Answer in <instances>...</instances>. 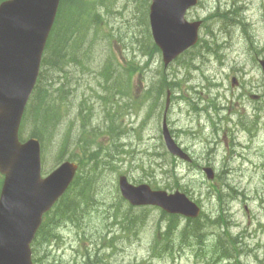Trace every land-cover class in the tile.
Instances as JSON below:
<instances>
[{
  "label": "rangeland",
  "instance_id": "rangeland-1",
  "mask_svg": "<svg viewBox=\"0 0 264 264\" xmlns=\"http://www.w3.org/2000/svg\"><path fill=\"white\" fill-rule=\"evenodd\" d=\"M75 1L76 6L67 8L69 17L75 16L80 8L89 13L94 4V0ZM219 1L229 8L232 4L244 7L242 15L247 23V34L241 28L226 29L218 18L210 16L218 10ZM98 4L93 11L101 14L99 22L105 30L100 31L97 37L96 31L95 36L94 31H90L89 37L97 40L96 43L93 41V47L87 48L85 59L92 57L91 68L97 70H101L104 64L112 63L114 78L118 70L122 71L127 89L118 92L116 87L109 88L114 80L100 84L104 81L102 75L90 74L92 70L87 67L90 62H84L87 71L79 81V94L84 96L81 107H85L84 114L91 113L92 126L106 131L107 111L113 113L123 105L119 124L123 132L121 139L126 150L134 149L138 153L121 157L106 174L102 181L106 195L104 204L92 206L87 211L81 220L84 225L78 227L73 222H62L37 239L35 264H85L88 259L92 264H264V115H254L253 110L240 105L245 98L252 105H260L264 99L259 101L252 96L243 97L239 89H226L231 85L232 78L237 77L241 84L250 86L251 94L262 95L264 92L260 70L252 65L256 54L264 56V0H201L187 16L189 20H204L200 43L167 70L161 53L145 56L138 49L141 44L153 43L148 17L149 0H112L104 6ZM138 9L142 11L140 21L134 18ZM211 32L219 43L212 54L203 50L204 39ZM120 33L124 35L125 43H118L115 38L108 39ZM132 34H135L136 44H132ZM204 59H207L204 70L211 78V85L228 96V100L238 97L236 106L230 107L233 113L210 116L194 113L191 83H196L199 76L194 71L196 61ZM138 65L140 70L132 77ZM124 70L129 71L127 77ZM160 74L169 80L180 81L181 94L187 98L184 111L176 113L177 106L174 107L168 114V123L178 143L191 153L193 164L173 159L165 148L161 134L162 112L156 108L159 98H152L147 92L151 82L152 88H156ZM209 85L206 84L204 93L199 95L202 109L206 104H212ZM103 97H109L112 102ZM27 111L20 128L23 141L33 133ZM76 114L72 107L66 113L64 127L70 129V139L65 150L68 152L62 160H84L76 150L69 151L77 146L83 130L81 117L78 121L74 119ZM239 118L249 122L254 120L255 123L243 128ZM222 119L223 130L214 133L212 123ZM132 126L138 129L134 130ZM45 135L48 147L42 151V170L47 174L61 160L57 148L58 134H51L49 139ZM102 139L106 141L107 137ZM81 148L93 153V157L97 152L91 144H82ZM152 153L161 157L150 156ZM150 162L153 164L149 165ZM84 165L93 172L97 168L89 160ZM205 165H211L220 177L208 180L202 171ZM121 174H126L137 185L147 183L154 189L186 192L201 206L200 217L188 221L179 216L167 221L162 209L155 206L136 207L131 212V206L122 199L119 191L117 180ZM3 180L0 174V191ZM228 193L231 195L227 196ZM219 194L224 196L229 235L208 223L220 212L222 202ZM109 205L116 206L136 220L121 221L114 215L115 209L107 210ZM197 221L199 223L195 224ZM226 246L231 254L225 252Z\"/></svg>",
  "mask_w": 264,
  "mask_h": 264
},
{
  "label": "water",
  "instance_id": "water-1",
  "mask_svg": "<svg viewBox=\"0 0 264 264\" xmlns=\"http://www.w3.org/2000/svg\"><path fill=\"white\" fill-rule=\"evenodd\" d=\"M198 0H152L150 24L167 67L199 38L201 22H188L187 10ZM60 0H6L0 4V264H33L31 243L43 215L65 193L78 166L64 162L47 178L41 176L37 139L25 143L19 129L36 85L42 55L55 22ZM164 139L171 153L191 158L172 137L164 122ZM209 178L215 177L205 168ZM121 192L132 205H157L169 213L197 217L200 208L185 194L135 186L125 177Z\"/></svg>",
  "mask_w": 264,
  "mask_h": 264
},
{
  "label": "trees",
  "instance_id": "trees-1",
  "mask_svg": "<svg viewBox=\"0 0 264 264\" xmlns=\"http://www.w3.org/2000/svg\"><path fill=\"white\" fill-rule=\"evenodd\" d=\"M75 2V0L61 1L57 22L45 52L40 78L28 110V115L35 126L33 135H36L43 140L45 148L48 147L45 134L48 135V139L51 134H58L57 143L59 146L57 148L60 158H63L66 154L67 151L65 150L69 144L68 139H70L68 136L70 129L64 127L66 117L64 103L66 101L72 102V100H74L76 103L81 104L82 100L79 94V81L83 78L81 76H84L87 71L85 65H83V67L81 64L89 61L90 63H87V67H91L93 58L88 57L85 59V56L87 54V48L93 47L96 43V40L94 41L92 37L88 38L90 35L89 25L93 21V12H90V14L88 13L87 16H85V10H80L79 13L76 12L75 16H67V8H70ZM91 16L92 18H87ZM94 21H99V17H95ZM95 24L97 23L94 22V25ZM93 41L95 42L94 45ZM149 44L150 43L147 42V44L142 45L145 47L144 49H148ZM152 46L158 51V48L153 43ZM139 70L140 67L138 65L136 72L132 75L136 76V73ZM104 71L106 72L105 69ZM120 76L121 74L118 75L115 82L118 86L117 90L127 89V86H121ZM166 78V76L160 74V77L156 81L159 87L163 86ZM84 103L86 102L84 101ZM81 106L82 104L78 108L80 116L76 114V121L80 120L81 117V126H83V130L80 132L76 147H82V144H91L94 146L102 129L92 126V121H90L91 113L88 112V115L84 114L83 108L85 107L83 106L82 108ZM73 109L77 111L76 107H73ZM107 122L109 121L107 120ZM117 129H119V127L115 126L114 122H112L111 126H108V130L115 131ZM92 130H96V133L90 134L91 132L89 131ZM91 141H93V144ZM99 145L101 146V143ZM117 145L118 143H116L115 148L109 150L110 157L106 158L108 164H112L111 160L117 156V153H115ZM94 149L97 148L94 146ZM103 150L104 149L100 152L101 155L98 153L96 157H93L94 154L85 149L76 150L77 152L80 151L79 155L81 154L84 157V160L89 159L90 161V158L93 157L94 159L92 162L97 168L93 172V170L91 171L88 167L87 170L81 174V177H77L67 195L59 202L51 213L46 215L38 237L44 236L48 229H52L55 225L62 222H73L75 225H80L81 220L85 218L86 213L84 212L87 207H90L91 205L93 206L98 200L100 186H102V181L106 177V174L101 175L103 173V167H100L103 166V162L106 161V159L105 161H102L103 159L101 160V158L105 157L102 154ZM227 196H229V194ZM223 197L224 196L220 197L222 204L220 205L221 216L219 217V221L228 228L225 208L223 207ZM112 207V205H109L107 210L109 211ZM100 261L102 262L101 259ZM85 264H92V262L88 259Z\"/></svg>",
  "mask_w": 264,
  "mask_h": 264
},
{
  "label": "bare ground",
  "instance_id": "bare-ground-1",
  "mask_svg": "<svg viewBox=\"0 0 264 264\" xmlns=\"http://www.w3.org/2000/svg\"><path fill=\"white\" fill-rule=\"evenodd\" d=\"M92 2L95 3L96 5L99 3L100 5L104 6V4L106 5L108 3H111L112 0H94ZM200 3H201V0L198 2V5ZM93 9L94 8H90V10L93 13H95L93 11ZM217 9L218 10L215 13L211 14L210 16H212L213 18H218L220 20V22L222 23L224 28H226V29L229 28L230 30H232V29L234 30V28H241V30L244 32V34H247V29H248L247 23L245 22V18L242 15V14H244V7L243 6H237L236 4H232V6H230V8H229L227 5H224L222 2L219 1V4L217 5ZM141 15H142V11H141V9H138L136 14H135V17H134L135 20H139L140 21ZM95 17H99V21H100L101 14L98 11H97V13H95V15L93 17V24L92 25H94V22H96L97 24H95L93 27H91L92 25L90 26L89 33H90L91 30H93L94 31V36H95V31H96V37H97L98 34L100 33V31L105 30V28L100 24L99 21H94ZM134 36H135V34H132V36H131L132 44H136ZM122 37H124V35L120 33L116 37L111 35V36L108 37V39L110 38V40H111L112 38H115L116 42L125 43V39L122 38ZM214 37H215V35L212 32L208 33L206 38L204 39V42H203V50H205L206 52L211 53V54L213 52H216L215 49L218 48V46H219V43L214 40ZM88 38H90V37H88ZM108 39H107V41H108ZM93 40L95 41V40H97V38H93ZM137 41H139V40H137ZM144 48L145 47L142 44H141V47L140 46L138 47L140 52L141 53L143 52V54L145 56H152L153 54L158 53V51H156L151 44H149V48L148 49H144ZM111 49L112 48H110V50ZM46 50H47V48L45 49V52H46ZM80 51H82V50H80ZM146 52H147V55H146ZM261 55L262 54L258 53V54H256L253 57L252 65L257 67L258 70H260V73H261V75L263 77V80L261 79L262 82H263V84L261 85V88H263V86H264V56H261ZM111 58H113V57H111ZM93 61H94V59H93ZM206 63H207V59L202 60V62L200 60H197L195 68H194V71L199 74L198 79L195 80L197 82L196 83H191V90H192V93L194 95V102H193L194 113L195 114L196 113L197 114L202 113L203 115H206V116L207 115L210 116V115H214V114H219V113H227V112L233 113V110H230V107L234 108L236 106V101H237L238 97L230 98L228 100V96H226L223 92H221V90H217L215 85H211V83H210L211 82V78H210V76L208 74L205 73V70H204V66H205ZM83 64L84 63H82L81 66ZM60 66H61V64H60ZM69 67H70V65H69ZM104 69L106 70V72L104 71ZM89 71H91L90 74L99 73V75H102V78L104 79V81L100 82V84H102V85H104L105 83L108 84L110 81L112 82V80H114L113 84H112V86L110 88H114V87L117 88L118 87L115 84V82L117 80L118 75L121 74V76H120L121 86H127V84L125 82V79L123 77L125 74H123L122 71L120 72L118 70L116 72L117 76H116V78H114L115 68H114L112 63L111 64H104L102 66L101 70L92 69L90 67ZM124 71H126V70H124ZM54 73H56V72H54ZM128 73H129V71H126V74H128ZM215 75H217V73H215ZM233 78H234L235 82L234 83L231 82V85L229 86V88L226 87L227 90H229V91L233 90L234 91V90H238L239 89L240 90V94H242L243 97H247V96L251 97L252 96L255 100H259V101L264 99V92L262 93V95H260V94H254L253 95V94H251V92L249 90L250 86L248 84H246V85L245 84H241L240 80L237 77H233ZM52 79H53V77H52ZM188 80L190 82L192 81L190 76L188 77ZM206 84H210L208 93L211 96L212 104H206L204 106V108L202 109L201 108V102H200V99H199V95L204 93ZM150 85L151 86L148 88L147 92L148 91L150 92L149 95L152 96V98L153 97L154 98H159V102L157 103L156 108L160 112H162V115H161L162 123H163V121H167V123H168V114H171L172 110H174V107L177 106L176 113L177 112L178 113H182L184 111V105H185L184 102H186L187 98L184 97L181 94L180 81H172V80H169V78L167 77L165 79V81H164V87H159V85H157L156 88L153 89L152 88V82L150 83ZM227 90H225V91H227ZM117 91L118 92H122L121 89L117 90ZM82 99H84V96L81 97V100ZM225 103H226L227 106L225 105ZM81 104H82V101H81ZM79 105L80 104L76 103L74 100H72V102L66 101L64 103L65 115H66V113L70 112V107H72V109H73V107H76L77 108V115H79V113H78L79 112V110H78ZM240 105L242 107H247L248 110H253L252 114H254V115H257V116L264 115V103H262L260 105L259 104L258 105H252L245 98V99H242L240 101ZM122 109H123V105H120V107L116 108L113 111V113L110 112V110L107 111L108 112V119L107 120L109 122H107V120H106V123L108 124V126H111L112 122H114L115 126L119 127V129H117L115 131H111V130H108V128H106V131L100 132L99 136L97 137V141L94 143V146L97 148L96 149L97 152H96L95 157L98 155V153L100 154L102 149H104L102 154L105 157L101 158V160L103 159L102 161H105V159L107 157L108 158L110 157L109 156V152H110L109 150L112 149V148H115L116 147V143H118L117 148L115 150V153H117V156L113 160H111L112 164H108L107 159H106V161L103 162V166H100L101 168L103 167V173L102 174L110 173V170H112L113 165H117L118 164V160L121 157L130 156V155L134 156V155H136L138 153L134 149L133 150H126L125 149V144H124L123 140L121 139V134L123 132L120 130V125L119 124H120V115H121V113H123ZM74 119H76V116H75ZM223 121L224 120L222 119L220 121H216V122L212 123V129H213L214 133L218 134V133H220L223 130V128H224ZM254 123H255L254 120H252V122H249V121H245V119H243V118H239V124L243 128H248L247 126L253 125ZM168 128H169L170 131H172L170 126H169V123H168ZM133 129L137 130L138 128H134L133 127ZM89 132H91L90 134H92V133L95 134L96 130H92V131H89ZM103 137H107V140L105 141L104 139H102ZM91 143L93 144V141H91ZM98 143L99 144L101 143V146H103V147H101ZM80 149H82L81 146L75 147V148H73L72 150H69V151L80 150ZM144 153H146V152H144ZM149 155L150 156H155V157H161L158 153L157 154L152 153V154H149ZM93 159L94 158H91L90 161L92 162ZM150 164H153V163L150 162L149 165ZM87 168H88V166H85L84 164L80 165V168L77 169L74 177H81V174L83 172H85L87 170ZM205 168H211L214 171L215 177H214L213 181L216 179V177H220V176H218V174L216 173L215 169L211 165H207ZM229 173H230V171L227 173V175ZM122 176L125 177L128 181H130L126 174L119 175L118 180H117L118 187L120 186V183H122V181L124 179V178H121ZM100 187L101 188L99 190L98 200L95 202L93 207L97 206V205H100V204L101 205L104 204L103 199L106 197V195L104 194V183ZM150 188L152 190H154V191H161V189H154L153 187H150ZM230 195L231 194H229V196ZM219 200L221 201L220 197H219ZM91 207H92V205L90 207H87V209L85 210L84 213H87V211H89ZM134 208H136V207H131L130 211L132 212V210ZM219 210L221 211L220 208H219ZM115 213H116V217H118L121 221H123L125 223L128 222V220H136L135 218L129 216L127 213H122L117 207L115 208ZM163 214H164V217L167 218V221L171 219L170 213L163 212ZM220 216H221V213L219 212L218 216L215 219L211 218V221H209L208 223H209V225H212L213 227L221 229L222 230L221 233L229 235V230H228L230 228L229 223H227V227L228 228H226L224 226V224L220 223V221H219V217ZM137 218L140 219V217H137ZM185 218L188 219V221L195 220L194 217H192L190 215H186ZM197 223H199V222L197 221L195 224H197ZM225 252L227 254H231L230 248H228L226 246Z\"/></svg>",
  "mask_w": 264,
  "mask_h": 264
}]
</instances>
